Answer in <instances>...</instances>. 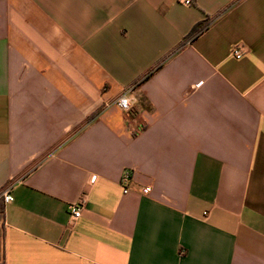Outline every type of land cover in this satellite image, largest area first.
Returning <instances> with one entry per match:
<instances>
[{
    "label": "crops",
    "instance_id": "0c3cea01",
    "mask_svg": "<svg viewBox=\"0 0 264 264\" xmlns=\"http://www.w3.org/2000/svg\"><path fill=\"white\" fill-rule=\"evenodd\" d=\"M6 189L0 264H264V0H0Z\"/></svg>",
    "mask_w": 264,
    "mask_h": 264
},
{
    "label": "built area",
    "instance_id": "2783aa9c",
    "mask_svg": "<svg viewBox=\"0 0 264 264\" xmlns=\"http://www.w3.org/2000/svg\"><path fill=\"white\" fill-rule=\"evenodd\" d=\"M184 5H190L191 4V0H180ZM246 53V49L243 45L241 44H237L235 45L231 51L230 54L233 58L235 59H240L242 58ZM131 89H129L128 91L123 92L115 101V104L117 107H119L121 110L127 111L129 110L134 104V99H132L131 97H129V93ZM95 178V176H92L90 181H93ZM131 178V173L129 170H124L123 175L121 177V187L123 189L124 193H127L129 191V181ZM150 190L149 187H145L142 189V191L144 193H147ZM0 198H2V200L5 203L11 202L13 200V196L10 193L9 189L3 190L0 193ZM84 203V199H80L77 202H73L68 204L67 209L69 211V213L72 215L73 218L77 219L80 217L81 215V209H82V205Z\"/></svg>",
    "mask_w": 264,
    "mask_h": 264
},
{
    "label": "trees",
    "instance_id": "16d2710c",
    "mask_svg": "<svg viewBox=\"0 0 264 264\" xmlns=\"http://www.w3.org/2000/svg\"><path fill=\"white\" fill-rule=\"evenodd\" d=\"M2 200H0V213L2 212V203H1Z\"/></svg>",
    "mask_w": 264,
    "mask_h": 264
}]
</instances>
